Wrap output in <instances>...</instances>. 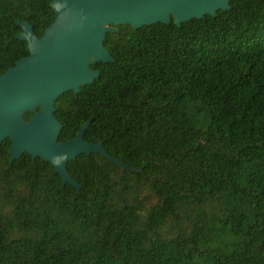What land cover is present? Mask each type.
I'll list each match as a JSON object with an SVG mask.
<instances>
[{"label":"trees","instance_id":"trees-1","mask_svg":"<svg viewBox=\"0 0 264 264\" xmlns=\"http://www.w3.org/2000/svg\"><path fill=\"white\" fill-rule=\"evenodd\" d=\"M53 0H0V74L29 54ZM100 76L55 102L59 141L88 121L64 183L0 143V264H264V0L180 26L120 24ZM34 112L24 113L29 121Z\"/></svg>","mask_w":264,"mask_h":264},{"label":"water","instance_id":"water-1","mask_svg":"<svg viewBox=\"0 0 264 264\" xmlns=\"http://www.w3.org/2000/svg\"><path fill=\"white\" fill-rule=\"evenodd\" d=\"M231 0H53L55 20L37 36L29 22H18L17 38L27 43L29 54L0 74V143L9 138L11 162L24 153L42 157L61 175L64 183L80 189L67 163L80 154L100 153L111 162L127 166L110 155L102 142L84 139L90 122L76 136L59 141L62 124L55 116V102L64 92L79 93L81 87L100 76L91 65L112 62L104 46L106 34L120 24L134 28L156 23L180 26L192 18L216 15L230 8ZM34 112L29 121L24 113Z\"/></svg>","mask_w":264,"mask_h":264}]
</instances>
